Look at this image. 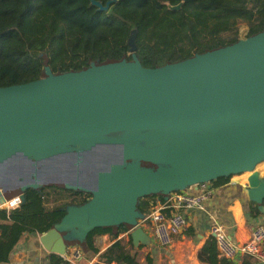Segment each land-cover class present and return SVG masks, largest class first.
<instances>
[{
  "label": "water",
  "instance_id": "water-1",
  "mask_svg": "<svg viewBox=\"0 0 264 264\" xmlns=\"http://www.w3.org/2000/svg\"><path fill=\"white\" fill-rule=\"evenodd\" d=\"M116 2L91 5L107 12ZM262 162L264 30L158 68L134 56L59 75L46 68L44 78L0 88V204H24L27 191L53 182L91 195L40 236L50 254L122 225L138 249L140 199L222 177L251 174L249 198L263 204Z\"/></svg>",
  "mask_w": 264,
  "mask_h": 264
},
{
  "label": "trees",
  "instance_id": "trees-1",
  "mask_svg": "<svg viewBox=\"0 0 264 264\" xmlns=\"http://www.w3.org/2000/svg\"><path fill=\"white\" fill-rule=\"evenodd\" d=\"M106 5L110 0H96ZM180 11H170L165 3ZM240 21L249 25L247 38L264 30V0H118L107 12L91 0H0V88L20 85L45 77L46 68L55 75L79 72L91 65L132 60L136 56L145 68L180 62L239 41ZM137 31V52L130 54L129 39ZM235 34L228 42L222 34ZM146 166H150L145 164ZM229 178H219L220 185ZM71 199L61 207L46 208L51 197ZM153 195L140 199L139 211L147 214ZM91 195L73 191L59 183H48L26 192L18 209H0V264L10 261L23 237L45 234L61 222L70 206L85 204ZM125 226L93 230L85 251L99 254L95 237L110 235L112 244L99 254L98 264H142L130 235L119 239ZM200 258L209 264H233L219 256L210 238ZM55 264H69L52 255ZM144 264H153L147 255Z\"/></svg>",
  "mask_w": 264,
  "mask_h": 264
},
{
  "label": "crops",
  "instance_id": "crops-1",
  "mask_svg": "<svg viewBox=\"0 0 264 264\" xmlns=\"http://www.w3.org/2000/svg\"><path fill=\"white\" fill-rule=\"evenodd\" d=\"M256 171L260 173L261 178H264V166L258 165ZM250 175L249 173L233 175L228 177V181L223 184H208L207 187L212 188L211 196L204 201L202 209L184 211L188 219V227L175 238L174 244L169 248L160 247L153 236L150 225L140 222L150 242L143 244L139 254L141 251H148L147 255L153 258V264H209L200 258V254L205 243L212 238L210 231L215 224L224 229L233 243L239 246L246 244L251 239L256 226L264 225L263 204H256L249 198L248 178ZM204 189L205 186L200 184L188 188L185 192L200 195ZM165 200V197L160 196L148 200L151 207L147 214L153 207H159ZM41 235L31 234L23 237L6 264H55L52 261V255L55 254H50L45 250L39 240ZM129 238L130 234L124 230L120 232L119 239L124 240L125 243L129 241ZM101 242L105 247L100 249L96 246L99 254L105 252L112 244L110 235H102ZM84 253L85 258L82 264L99 263V254L85 250ZM146 256L140 255L142 264L145 263ZM229 261L233 264H264L243 255Z\"/></svg>",
  "mask_w": 264,
  "mask_h": 264
},
{
  "label": "built area",
  "instance_id": "built-area-1",
  "mask_svg": "<svg viewBox=\"0 0 264 264\" xmlns=\"http://www.w3.org/2000/svg\"><path fill=\"white\" fill-rule=\"evenodd\" d=\"M210 183H203L205 189L200 195H192L185 191L174 192L159 206L153 207L151 212L140 222L148 223L153 236L160 247L169 248L174 244L175 238L183 233L188 227V219L185 210L202 209L203 203L211 196L212 188L207 187ZM22 205L19 196L13 197L4 203L5 208L12 211ZM264 207V202H263ZM130 234V231H126ZM211 236L215 240L219 256L223 259L233 260L239 255L247 256L264 263V225L256 226L251 239L244 245L232 242L224 229L215 224L211 228ZM69 264H82L85 258L84 249L75 244L67 247L66 254L62 256ZM119 264V263H111Z\"/></svg>",
  "mask_w": 264,
  "mask_h": 264
},
{
  "label": "rangeland",
  "instance_id": "rangeland-1",
  "mask_svg": "<svg viewBox=\"0 0 264 264\" xmlns=\"http://www.w3.org/2000/svg\"><path fill=\"white\" fill-rule=\"evenodd\" d=\"M249 32V25L243 21H240L238 23V26H237V38H239V40H244V39H247V34ZM235 37V34H222L220 36V39L222 41H225V42H228L230 41L231 39H233ZM259 166H264V162L260 163ZM71 199H66V200H63L59 197H51L50 199L46 200V208L48 209H54V208H57V207H61L64 203H66L67 201H70ZM1 203V201H0ZM4 204H0V207L3 206ZM2 208H5V206H3ZM101 238L102 236H97L95 237V245L97 247H99L100 249H103L105 246L104 244L101 242ZM150 242V239L149 237L146 235L145 237V240L143 241L144 244H148ZM83 246V245H82ZM148 253V251H141L140 252V255L142 257L146 256Z\"/></svg>",
  "mask_w": 264,
  "mask_h": 264
},
{
  "label": "flooded vegetation",
  "instance_id": "flooded-vegetation-1",
  "mask_svg": "<svg viewBox=\"0 0 264 264\" xmlns=\"http://www.w3.org/2000/svg\"><path fill=\"white\" fill-rule=\"evenodd\" d=\"M144 166H146L145 164H143Z\"/></svg>",
  "mask_w": 264,
  "mask_h": 264
}]
</instances>
